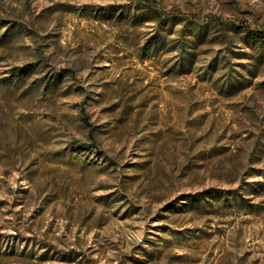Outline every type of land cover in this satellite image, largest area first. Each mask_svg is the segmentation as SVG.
<instances>
[{"label": "rangeland", "instance_id": "rangeland-1", "mask_svg": "<svg viewBox=\"0 0 264 264\" xmlns=\"http://www.w3.org/2000/svg\"><path fill=\"white\" fill-rule=\"evenodd\" d=\"M131 1L0 0V264H264V34L181 54V24L108 13ZM152 1L264 24V0Z\"/></svg>", "mask_w": 264, "mask_h": 264}, {"label": "trees", "instance_id": "trees-1", "mask_svg": "<svg viewBox=\"0 0 264 264\" xmlns=\"http://www.w3.org/2000/svg\"><path fill=\"white\" fill-rule=\"evenodd\" d=\"M108 13L114 16L117 19H124L133 27L140 26L144 23L151 22L154 26L158 27L155 30V34L158 36L160 35V27L170 23H179L181 27L178 29V39L176 48L181 52H184L186 38L191 36L194 31L197 30H205V29H215L220 32L224 37L228 36L229 33H233L236 35H240L242 38L245 39H255L258 34H264V24L257 25L255 27H250L249 25H240L234 21H222L217 17H210L205 21L198 20L195 18L187 19L183 17H176L174 15H170L168 12H164L162 9L155 6L152 0H132L129 2L128 5L125 7H118V8H110ZM9 30L15 31V34H20L22 31L21 27L17 23H10ZM156 36V35H155ZM200 36V35H199ZM247 41V40H246ZM160 41H158L155 37L150 42H145L143 47L147 49L153 50L152 52L155 53L160 48ZM152 53V54H153ZM190 61V59H188ZM32 72L31 68L23 67L17 70V72L11 73V76H14L15 82L23 81L24 79L28 78ZM50 80L48 81V83ZM226 87H230L232 81L227 78ZM84 123H87L85 117H82ZM15 256L16 261L20 260L19 258L23 256L22 253H6L0 251V259L8 260L9 257L7 256ZM24 256H28V254L24 253ZM3 264V263H2Z\"/></svg>", "mask_w": 264, "mask_h": 264}]
</instances>
